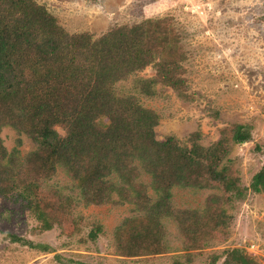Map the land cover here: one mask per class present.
<instances>
[{"label": "rangeland", "instance_id": "rangeland-1", "mask_svg": "<svg viewBox=\"0 0 264 264\" xmlns=\"http://www.w3.org/2000/svg\"><path fill=\"white\" fill-rule=\"evenodd\" d=\"M32 1L67 35L91 41L149 23L141 41L156 58L115 89L158 117V142L173 136L185 145L199 133L198 144L208 148L228 137L220 167L242 195L174 188L173 216L152 219L126 204L85 206L62 170L43 180L31 165L18 182L36 181L46 192L39 194L37 210L50 228L17 192L1 186L0 264H238L235 254L247 264H264V195L249 188L264 169V0ZM157 57L180 81L179 94L157 78ZM140 81L150 82L152 95L142 94ZM237 125L248 128V142L229 141ZM55 130L64 137L62 127ZM0 144L21 159L34 149L29 137L9 127L0 129ZM140 181L149 183L144 175ZM147 194L152 196L150 189Z\"/></svg>", "mask_w": 264, "mask_h": 264}, {"label": "trees", "instance_id": "trees-1", "mask_svg": "<svg viewBox=\"0 0 264 264\" xmlns=\"http://www.w3.org/2000/svg\"><path fill=\"white\" fill-rule=\"evenodd\" d=\"M148 24L116 28L91 41L86 35H67L32 0H0V129L25 134L34 144L23 159L0 144V187L17 192L45 230L50 226L37 210V200L46 192L36 181L18 182L31 165L38 166L43 180L62 170L75 185V200L85 206L126 204L152 219L173 216L174 188H222L242 195L227 168L220 167L228 155V137L208 148L198 144L199 133L190 135L188 145L173 136L158 142L153 132L158 117L115 89L156 58L141 41ZM157 58V78L179 94L180 81ZM139 83L143 95H152L149 81ZM55 127L65 130L64 137ZM230 132L234 144L250 140L245 126ZM142 175L149 179L147 185L141 183ZM249 188L264 195V169L253 176ZM5 192L0 190V195ZM62 200L67 201L64 195ZM233 260L247 264L236 254Z\"/></svg>", "mask_w": 264, "mask_h": 264}]
</instances>
